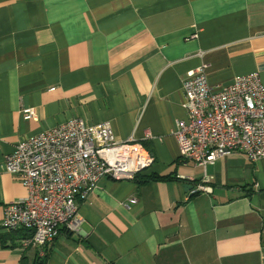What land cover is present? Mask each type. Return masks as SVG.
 <instances>
[{"label":"crops","instance_id":"obj_1","mask_svg":"<svg viewBox=\"0 0 264 264\" xmlns=\"http://www.w3.org/2000/svg\"><path fill=\"white\" fill-rule=\"evenodd\" d=\"M201 63L211 86L251 72L264 84V0H0V264L41 251L45 264H264V158L233 152L203 171L171 133ZM73 118L108 121L154 161L135 179L102 177L78 203L80 230L38 248L1 226L27 194L3 159ZM151 174L173 179L139 181ZM183 177L210 190L188 194Z\"/></svg>","mask_w":264,"mask_h":264},{"label":"built area","instance_id":"obj_2","mask_svg":"<svg viewBox=\"0 0 264 264\" xmlns=\"http://www.w3.org/2000/svg\"><path fill=\"white\" fill-rule=\"evenodd\" d=\"M181 87L187 116L175 121L171 133L182 160L204 170L233 152L250 162L264 158V84L258 72L211 86L201 63L187 72ZM22 113L26 119L35 117L31 108ZM152 161L153 155L132 137L117 141L108 121L87 125L73 118L21 139L4 156L2 167L27 194L4 207L1 226L7 232L30 230L26 243L41 248L62 230H79L78 203L102 177L131 179ZM207 186L194 185L190 193L208 191ZM135 202L130 198L122 204Z\"/></svg>","mask_w":264,"mask_h":264},{"label":"trees","instance_id":"obj_3","mask_svg":"<svg viewBox=\"0 0 264 264\" xmlns=\"http://www.w3.org/2000/svg\"><path fill=\"white\" fill-rule=\"evenodd\" d=\"M152 178H158V179H173V176L171 175H165V176H155L153 174L146 176L145 179H140V182L147 181ZM22 231V235H25L26 237H30L32 235V232L30 230L20 229ZM43 254L36 256L31 262L26 261L25 257L20 258L21 264H45L46 261V255L44 252Z\"/></svg>","mask_w":264,"mask_h":264},{"label":"rangeland","instance_id":"obj_4","mask_svg":"<svg viewBox=\"0 0 264 264\" xmlns=\"http://www.w3.org/2000/svg\"><path fill=\"white\" fill-rule=\"evenodd\" d=\"M81 119V118H80ZM112 129V128H111ZM130 138V137H129ZM116 139V138H115ZM128 139V138H127ZM126 139V140H127ZM118 141V140H117ZM123 141H125V140H123ZM179 149V148H178ZM153 155V154H152ZM153 161H154V156H153ZM153 161H152V163H153ZM152 163L148 166V167H146V168H144L143 170H141V171H139V172H137L135 175H134V177L133 178H131V179H135L142 171H144V170H146V169H148L151 165H152ZM202 168V167H201ZM203 169V168H202ZM204 171V170H203ZM105 177H107V176H105ZM108 178H110V177H108ZM112 179H114V178H112ZM177 179H180V180H183V181H187V182H195L194 181V179L193 178H177ZM206 182V178L204 177V178H202L200 181H199V183H193V185H197V184H203V183H205ZM207 187H209V186H207ZM193 187H191L190 188V190L192 189ZM209 189H210V187H209ZM190 190L188 191V194H191L190 193ZM209 191V190H208ZM208 191H206V192H208ZM196 192H198V191H196ZM196 192H193L192 194H194V193H196ZM133 198V197H132ZM122 203V202H121ZM81 223V222H80ZM79 230H80V227H79ZM78 230V231H79ZM77 231V232H78ZM67 233H76V232H67ZM59 236V235H58ZM57 237V236H56ZM55 237V238H56Z\"/></svg>","mask_w":264,"mask_h":264},{"label":"water","instance_id":"obj_5","mask_svg":"<svg viewBox=\"0 0 264 264\" xmlns=\"http://www.w3.org/2000/svg\"><path fill=\"white\" fill-rule=\"evenodd\" d=\"M186 187H191V185H185Z\"/></svg>","mask_w":264,"mask_h":264}]
</instances>
